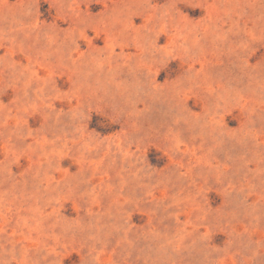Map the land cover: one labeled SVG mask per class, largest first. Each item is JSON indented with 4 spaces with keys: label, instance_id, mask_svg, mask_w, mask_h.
<instances>
[{
    "label": "rangeland",
    "instance_id": "1",
    "mask_svg": "<svg viewBox=\"0 0 264 264\" xmlns=\"http://www.w3.org/2000/svg\"><path fill=\"white\" fill-rule=\"evenodd\" d=\"M0 264H264V0H0Z\"/></svg>",
    "mask_w": 264,
    "mask_h": 264
}]
</instances>
